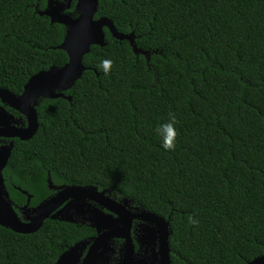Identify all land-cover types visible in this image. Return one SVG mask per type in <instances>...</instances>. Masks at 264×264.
<instances>
[{"label":"trees","instance_id":"trees-1","mask_svg":"<svg viewBox=\"0 0 264 264\" xmlns=\"http://www.w3.org/2000/svg\"><path fill=\"white\" fill-rule=\"evenodd\" d=\"M48 1L0 0V88L21 94L68 62L65 27L39 14ZM101 17L148 55L105 29V47L92 46L65 93L72 101L38 100L39 129L17 140L4 170L15 210L27 203L17 188L37 206L54 193L49 179L93 186L169 221L171 264L264 256V0H99ZM169 113L177 138L164 150L155 129ZM92 234L51 219L30 235L0 225V264H55Z\"/></svg>","mask_w":264,"mask_h":264},{"label":"water","instance_id":"water-1","mask_svg":"<svg viewBox=\"0 0 264 264\" xmlns=\"http://www.w3.org/2000/svg\"><path fill=\"white\" fill-rule=\"evenodd\" d=\"M72 5L73 0H49L46 9L39 11L41 16L50 19L51 24H60L65 27L66 36L58 49L67 54L68 62L61 68L52 67L33 75L26 83L20 96L0 88V99L28 119L27 128L15 129L11 133L0 132V136L29 141L36 135L39 129L36 107L40 98H63L70 102L72 101V98L66 96L65 93L71 90L81 80L85 71L89 69L84 64V58L90 53L92 46L105 47V29L116 40L128 41L134 53L148 55L147 52L137 47L134 33H120L111 19L106 17L95 18L98 12L99 0H77L75 5L76 17L67 13L72 8ZM11 155L12 146L0 148L1 226L19 234L30 235L38 232L48 219L72 224L77 223L78 217L82 216L99 233L95 244L82 264H98V260L103 255L99 252V248L102 245H107L108 240L112 238H125L127 240L123 264H130L134 251L129 240V231L133 219L140 218L160 227L161 264H171V250L169 246L171 232L169 221L145 209H139L141 213L135 215L127 209L131 201L124 199L118 202L111 198L106 190L99 191L98 188L93 186H62L55 188L51 180H49L50 188L57 190V193L37 207L30 208L32 196L28 192L18 188L19 191L27 196V204L21 210V217L13 206L3 176V171ZM90 202L117 215L118 218H114L112 214H103ZM85 246V242L75 245L61 255L55 264H78L81 251ZM248 264H264V256L257 257Z\"/></svg>","mask_w":264,"mask_h":264},{"label":"flooded vegetation","instance_id":"flooded-vegetation-1","mask_svg":"<svg viewBox=\"0 0 264 264\" xmlns=\"http://www.w3.org/2000/svg\"><path fill=\"white\" fill-rule=\"evenodd\" d=\"M22 93L15 94V95L20 96L22 95ZM27 127H28V119L24 115H22L20 112L13 109L9 104L3 102L2 99H0V132L11 133L15 129H25ZM17 140H20V139L0 136V148L12 146V153H13ZM3 176H4V171H3ZM4 180L6 182L5 176H4ZM62 186H66V185H62ZM62 186H55V188H59ZM50 190L54 191V193L51 196L57 193V190H54L51 188ZM51 196H49L48 198H50ZM109 196L113 198L114 200L118 201L111 194H109ZM118 202H121V201H118ZM90 203L93 206H96L97 209L100 210L103 214H106V215L112 214L114 218H118L117 215L110 213L108 210L103 209L99 205L93 202H90ZM37 206L30 205V208H35ZM23 207H21L19 211V215L21 217H22L21 210ZM127 209L130 210L133 214L139 215L141 213V210L139 209H143V208L135 207L130 203ZM54 221H59V220H54ZM72 224L84 226L93 231V234L90 237L83 239L75 243L74 245L68 247L61 254L63 255L65 252L70 250L75 245L85 242L86 246L81 251V257L78 263V264H82L85 257L88 255L90 249L95 244L96 238H98L99 233L95 228L92 227L91 223L85 220L82 216L78 217L77 223H72ZM160 237H161V230L158 225L151 223L149 221L142 220L140 218L133 219L131 227H130V231H129V240L133 246L134 254H133V259L130 264H161V255H160L161 239ZM126 245H127V240L125 238L109 239L107 245H102L99 248V252H101L103 255L101 257L102 259L100 258V260H98V264H123L124 255L126 252Z\"/></svg>","mask_w":264,"mask_h":264},{"label":"clouds","instance_id":"clouds-1","mask_svg":"<svg viewBox=\"0 0 264 264\" xmlns=\"http://www.w3.org/2000/svg\"><path fill=\"white\" fill-rule=\"evenodd\" d=\"M113 61L108 58H103L99 61V64L97 65V70L101 71L104 76L109 75L111 68H112ZM176 117L172 113H169V119L166 123L157 125L155 131L158 135L162 136V144L161 147L164 150H171L174 149L177 133L175 130L176 125ZM188 222L190 224H198L199 221L196 219H193V217L190 215L188 217Z\"/></svg>","mask_w":264,"mask_h":264}]
</instances>
